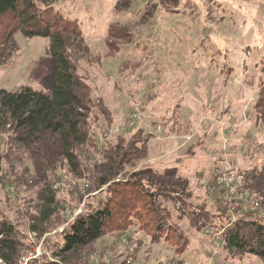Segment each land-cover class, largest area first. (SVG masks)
<instances>
[{
	"label": "rangeland",
	"instance_id": "obj_1",
	"mask_svg": "<svg viewBox=\"0 0 264 264\" xmlns=\"http://www.w3.org/2000/svg\"><path fill=\"white\" fill-rule=\"evenodd\" d=\"M55 8L84 36L70 54L92 101L95 141L74 171L57 156L35 161L0 130V225L13 226L15 264H264L223 238L241 218H264V182L247 178L264 173V0H58ZM12 19L0 25V90L43 91L50 40L9 36ZM170 171L178 191L158 178ZM103 175L112 179L101 187ZM48 187L57 210L41 225ZM107 200L114 215L103 237L56 256L66 227Z\"/></svg>",
	"mask_w": 264,
	"mask_h": 264
},
{
	"label": "trees",
	"instance_id": "obj_2",
	"mask_svg": "<svg viewBox=\"0 0 264 264\" xmlns=\"http://www.w3.org/2000/svg\"><path fill=\"white\" fill-rule=\"evenodd\" d=\"M57 1L0 0V25L6 17L17 20L18 26L9 36L17 29L27 38L49 39L53 60V69L46 80L45 90L35 91L29 87L17 91L0 90V130L10 132L11 146H16L35 161L40 154L48 158L57 156L77 171L80 167L76 162L77 154H88L86 147L93 146L95 141L91 133L92 101L70 54L72 46L84 43V36L77 21L65 18L56 10ZM105 154L114 153L108 150ZM108 159L110 161L111 158ZM253 174L246 175L248 181L254 183L261 179L264 182V173ZM173 175L170 171L158 177L162 184L169 185L170 192L179 189L172 181ZM99 179L102 187L110 183L112 178L103 175ZM155 197L150 196L151 203ZM42 198L38 217L41 225L48 222L57 210L52 188L43 189ZM109 202L107 200L81 214L66 227L56 256H65L85 248L103 237L114 215ZM150 210L160 218V208L152 203ZM241 219L227 228L223 235L227 249L248 252L264 260V218ZM34 230L42 229L35 225ZM19 246L14 238L13 226L2 223L0 257L8 264H15L16 258L20 257ZM36 264L59 263L44 260Z\"/></svg>",
	"mask_w": 264,
	"mask_h": 264
}]
</instances>
